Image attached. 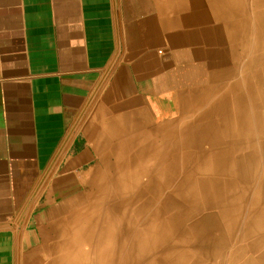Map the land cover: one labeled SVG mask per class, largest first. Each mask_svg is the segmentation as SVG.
Here are the masks:
<instances>
[{
	"label": "crops",
	"instance_id": "0c3cea01",
	"mask_svg": "<svg viewBox=\"0 0 264 264\" xmlns=\"http://www.w3.org/2000/svg\"><path fill=\"white\" fill-rule=\"evenodd\" d=\"M225 5L0 0V264H60L123 139L223 79L240 37Z\"/></svg>",
	"mask_w": 264,
	"mask_h": 264
},
{
	"label": "rangeland",
	"instance_id": "374dc122",
	"mask_svg": "<svg viewBox=\"0 0 264 264\" xmlns=\"http://www.w3.org/2000/svg\"><path fill=\"white\" fill-rule=\"evenodd\" d=\"M232 1L224 0L225 13L240 37L223 79L182 97L174 119L146 121L115 148L71 218L104 193L84 245L67 251L74 235H60V264H264V24L238 18ZM156 150L157 169L142 170Z\"/></svg>",
	"mask_w": 264,
	"mask_h": 264
},
{
	"label": "bare ground",
	"instance_id": "6f19581e",
	"mask_svg": "<svg viewBox=\"0 0 264 264\" xmlns=\"http://www.w3.org/2000/svg\"><path fill=\"white\" fill-rule=\"evenodd\" d=\"M227 1V0H226ZM233 2V7L235 8V9H233L234 11H235V13H236V15H237V17L238 18H240V19H244L245 18V21L248 19H251V20H254V23L256 24V27H255V29L256 28H258L259 26H261L262 24H264V0H234V1H232ZM231 2V3H232ZM228 4V3H227ZM244 4H251V6H252V11L250 12L249 11V9L247 8V10L245 9V6H244ZM229 7H230V5H229ZM235 19V18H234ZM239 21V20H238ZM250 21H247V22H245L243 25V28H241V29H243V33H244V35L245 36H249V34L251 35V33H252V30H251V28L248 26ZM239 24V23H238ZM241 25V24H240ZM242 31V30H241ZM264 46V45H263ZM248 77V76H247ZM248 80V79H247ZM240 91V90H239ZM239 91H238V89H234L233 90V92H234V94H235V96H238V94H239ZM231 93H232V90H231ZM241 95V94H240ZM147 102V101H146ZM239 105L241 106V111L239 110V111H236L235 110V112H236V120H239V117H240V114H241V112H242V114L241 115H244V107H243V104H242V102H240L239 103ZM221 108V107H220ZM227 110V109H226ZM231 116V115H230ZM226 120H227V117H226V119H224V123L226 122ZM240 122V121H239ZM238 123V122H237ZM151 124V123H150ZM172 124V123H171ZM239 124V123H238ZM120 125H121V123H120ZM156 125V124H155ZM170 126V125H169ZM118 127V126H117ZM148 127V126H147ZM150 127V126H149ZM155 127V126H154ZM245 127L248 129V127H250V126H247V125H245ZM118 129V128H117ZM170 129V128H169ZM168 129V130H169ZM245 128H243V127H241V124H239V130H241V131H243ZM108 132V131H107ZM162 132V131H161ZM236 132H237V130H236ZM152 133V132H151ZM238 134V133H237ZM122 138V137H121ZM104 139V138H103ZM119 139V138H118ZM159 139H161V138H159ZM111 140V139H110ZM152 140V139H151ZM162 140V139H161ZM112 141V140H111ZM142 141V140H141ZM114 142V141H113ZM100 144V143H99ZM101 145V144H100ZM106 145V144H105ZM137 147V146H136ZM150 147H152V146H150ZM159 147V146H158ZM101 149V148H100ZM152 149V148H151ZM155 149V148H154ZM132 150V149H131ZM136 150V149H135ZM134 150V151H135ZM98 151V150H97ZM130 151V150H129ZM137 153V152H136ZM144 153V152H143ZM162 153V150H156V152H152L151 154H152V156H151V160L153 161V165H152V162H148V163H146V164H150V165H145V167L142 169V170H145V169H147L148 167L149 168H151V167H153L155 170L157 169V167H158V163H159V158H160V154ZM163 154H164V152H163ZM150 159V158H149ZM166 160V159H165ZM164 160V161H165ZM133 167V166H132ZM160 171H162V170H160ZM131 172V171H130ZM166 172V171H165ZM162 174L163 173H161V176H162ZM135 176V175H134ZM101 178V177H100ZM163 178V177H162ZM97 179V178H96ZM102 179V178H101ZM164 179V178H163ZM158 181V180H157ZM163 181H165V180H163ZM93 182V181H92ZM88 183V182H87ZM103 185V184H102ZM108 186V185H107ZM102 187V186H101ZM103 189V188H102ZM106 192V191H105ZM108 192V191H107ZM112 192V191H111ZM92 198H93V196H92ZM103 198H105V196H104V193L103 192H100L99 191V193H98V195L95 197V199L94 200H92L93 202H91L88 206H86V208H85V210H84V213H82V215L80 214L79 215V217H78V219H75V220H73V221H71L70 222V224L72 223V222H74L73 223V225H72V227L71 228H66V229H70V230H72L71 231V233L70 234H73L74 236L72 237V239H68V242L70 243V242H72V240H73V242H72V244H67V246L66 247H64L63 249H67V251H73V250H78V248H79V245H81V244H83L84 243V241H85V236H84V233H85V229H83L84 227H86L85 225L87 224V222H89L91 219H90V217L95 213V212H97V203L99 204L101 201H102V199ZM109 198V197H108ZM96 200V201H95ZM90 202V201H89ZM80 203H82V202H80ZM81 205V204H80ZM84 207V206H83ZM81 208V207H80ZM95 209H96V211H95ZM75 211V210H74ZM92 211V212H91ZM77 212V211H76ZM99 212V211H98ZM116 212V211H115ZM76 215V214H75ZM74 216V215H73ZM121 217V216H120ZM74 218V217H73ZM121 219H123V218H121ZM119 228V227H118ZM115 230V229H114ZM116 232V231H115ZM114 233V232H113ZM65 235V234H64ZM64 235H62V236H64ZM61 236V237H62ZM65 238V237H64ZM61 243H64V239H62L61 241H60ZM84 245V244H83ZM86 245V244H85ZM107 247V246H106ZM123 248V247H122ZM121 248V249H122ZM95 249V248H94ZM124 249V248H123ZM122 249V250H123ZM82 250H83V248H82ZM94 251V250H93ZM106 251V250H105ZM77 253V252H76ZM84 253V252H83ZM93 254H94V252H92ZM103 253V252H102ZM110 253V252H109ZM85 254V253H84ZM84 256H87V255H84ZM98 256V255H97ZM63 257V254L62 253H60V258H62ZM69 257H71V255L69 256ZM96 257V256H95ZM109 257V256H108ZM85 258V257H84ZM94 259V258H93ZM102 260V259H101ZM68 262H70L69 260H68ZM82 262V261H81ZM64 263H66V262H64ZM85 263V262H84ZM69 264V263H68ZM71 264V263H70ZM83 264V263H82Z\"/></svg>",
	"mask_w": 264,
	"mask_h": 264
}]
</instances>
